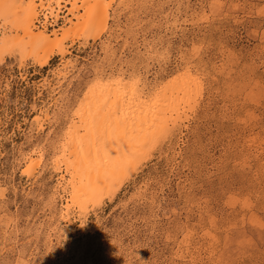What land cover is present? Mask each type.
I'll list each match as a JSON object with an SVG mask.
<instances>
[{"label": "rangeland", "instance_id": "obj_1", "mask_svg": "<svg viewBox=\"0 0 264 264\" xmlns=\"http://www.w3.org/2000/svg\"><path fill=\"white\" fill-rule=\"evenodd\" d=\"M81 40L68 67L0 59V264H264V0H116ZM181 75L201 96L176 135L112 200L67 213L56 163L90 87Z\"/></svg>", "mask_w": 264, "mask_h": 264}, {"label": "bare ground", "instance_id": "obj_2", "mask_svg": "<svg viewBox=\"0 0 264 264\" xmlns=\"http://www.w3.org/2000/svg\"><path fill=\"white\" fill-rule=\"evenodd\" d=\"M115 1L0 0L1 61L19 56L43 68L53 56H59L62 66L68 67L65 60L70 51L66 43L82 39L87 45L99 39L108 30ZM64 9L66 15L62 14ZM61 20V28L48 33L50 26L57 27ZM90 88L71 117L56 163L67 174L62 180L68 176L67 213L77 209L82 215L104 198L116 197L124 182L150 159L152 149L171 141L181 128L183 116H187L186 108L201 96L188 75L148 93L138 79L130 83L116 79L108 86L98 82ZM37 153L25 158L30 169L40 163L33 159ZM24 174L31 177L33 172L26 169ZM68 217L64 215L65 222H69Z\"/></svg>", "mask_w": 264, "mask_h": 264}]
</instances>
